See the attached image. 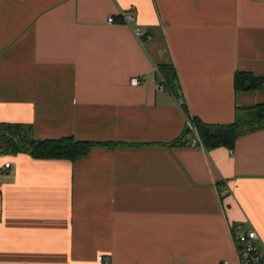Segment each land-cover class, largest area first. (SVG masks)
I'll return each instance as SVG.
<instances>
[{
	"label": "crops",
	"instance_id": "obj_1",
	"mask_svg": "<svg viewBox=\"0 0 264 264\" xmlns=\"http://www.w3.org/2000/svg\"><path fill=\"white\" fill-rule=\"evenodd\" d=\"M237 72L264 78V0H0V264H239L251 228L264 247V126L232 149L159 145L264 103ZM18 135L133 145L35 159Z\"/></svg>",
	"mask_w": 264,
	"mask_h": 264
},
{
	"label": "trees",
	"instance_id": "obj_2",
	"mask_svg": "<svg viewBox=\"0 0 264 264\" xmlns=\"http://www.w3.org/2000/svg\"><path fill=\"white\" fill-rule=\"evenodd\" d=\"M157 71L163 79L164 87L176 98L178 93V80L176 70L171 62L160 63L156 66ZM244 86L258 88L264 86V78L253 77L249 73L237 72L234 76V88L240 90ZM185 110V108H183ZM194 125L202 147L209 151L218 147L232 149L236 139L246 132L263 128L264 126V103L252 106L235 107L234 120L228 124H207L199 119L187 116ZM9 128H17L11 126ZM190 136V130L185 125L184 130L178 138L161 146H174L186 137ZM8 148L12 151L28 153L35 159H67L73 161L85 156L92 148L98 146H125L133 145L126 143H99L93 141L76 140L73 137L60 139L33 140L28 135H18L17 138L9 139ZM148 143H145L146 145ZM10 146V147H9Z\"/></svg>",
	"mask_w": 264,
	"mask_h": 264
},
{
	"label": "built area",
	"instance_id": "obj_3",
	"mask_svg": "<svg viewBox=\"0 0 264 264\" xmlns=\"http://www.w3.org/2000/svg\"><path fill=\"white\" fill-rule=\"evenodd\" d=\"M109 23H114L116 21L123 22L125 24L130 25V23L134 20V13H126L121 11L118 16L108 17ZM132 32L134 36L138 39V41H142V39H150V36L145 32L141 31L140 28L135 27L132 28ZM157 70V68H155ZM130 83L132 85H137L139 83V79L137 77H133L130 79ZM163 79H162V88H163ZM186 125L190 130V136L192 137V143L200 145L202 144L199 141L197 131L194 125L186 120ZM9 164L6 163L4 167H8ZM232 192V190L228 187H224L222 193ZM234 244L236 248V254L238 257L239 264H264V247L260 243V237L255 229H247L240 230L234 233ZM221 264H230L228 260H224Z\"/></svg>",
	"mask_w": 264,
	"mask_h": 264
},
{
	"label": "water",
	"instance_id": "obj_4",
	"mask_svg": "<svg viewBox=\"0 0 264 264\" xmlns=\"http://www.w3.org/2000/svg\"><path fill=\"white\" fill-rule=\"evenodd\" d=\"M244 89H248V86H245ZM191 142H192V137L188 136L180 142V145H186Z\"/></svg>",
	"mask_w": 264,
	"mask_h": 264
}]
</instances>
